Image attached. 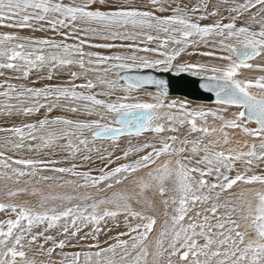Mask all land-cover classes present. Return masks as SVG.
Here are the masks:
<instances>
[{
	"label": "snow or ice",
	"instance_id": "1",
	"mask_svg": "<svg viewBox=\"0 0 264 264\" xmlns=\"http://www.w3.org/2000/svg\"><path fill=\"white\" fill-rule=\"evenodd\" d=\"M0 29V264H264V0H0Z\"/></svg>",
	"mask_w": 264,
	"mask_h": 264
},
{
	"label": "bare ground",
	"instance_id": "2",
	"mask_svg": "<svg viewBox=\"0 0 264 264\" xmlns=\"http://www.w3.org/2000/svg\"><path fill=\"white\" fill-rule=\"evenodd\" d=\"M183 3L187 4V3H190L192 2V0H182ZM213 3H216L218 2V0H212ZM165 14H170L169 13H165ZM6 31V30H4ZM26 32V31H24ZM24 32H21L22 35H32V36H36V37H43V34L40 32V36L37 34V33H32L30 32L29 30H27V33L25 34ZM46 34V33H45ZM47 35V34H46ZM203 50V49H201ZM101 51H105V50H101ZM204 58L200 57V56H193V57H190L189 55H185L182 59V62H195L197 60H203ZM245 75L248 76V75H251V76H256V75H259V73H249L247 70H245ZM61 78H64V77H61ZM3 78H0V80H2ZM32 80L36 81V76L35 74H33L32 76ZM11 82H15V80L11 81ZM41 83H35L34 85L30 83V86H36V87H40V86H43V84L45 83V81H40ZM54 82V81H53ZM149 91H153L152 89H148ZM155 92V91H153ZM171 96L170 98H173V96H181V97H184L186 99H189V100H192V101H198V100H193V99H190V98H187L185 96H182V95H176V94H173V95H169ZM200 103H203V102H208V101H198ZM197 103V102H196ZM208 103H214V102H208ZM201 105V104H200ZM3 116V115H2ZM21 119L22 118H10L9 122L5 125V126H10V125H18L19 123H21ZM34 119V118H33ZM239 138V137H237ZM133 143H135V141H133ZM108 145L105 144V147H107ZM128 145L127 143H122L121 144V148H126ZM28 155H40L44 158H48V157H52V158H55V159H63L64 155H66V153H63L60 151V149L58 148H53V149H42L40 151V153H27ZM117 154H119V150H117ZM93 163H89V162H85L83 161L82 159L79 158V156L77 157V160L75 161L78 165H80V170H88L89 167H91L93 169V174H95V169L99 168L101 166V161L96 157L95 153H93ZM63 166H69L68 163L64 164ZM263 167V166H262ZM262 167L260 169H257L258 172H260L262 170ZM2 198V197H0ZM0 218H3V214L0 213ZM110 223V222H109ZM120 224H121V228L118 229V230H124L123 229V221H120ZM111 228L114 227V224H110ZM109 227V225H107ZM42 227V226H41ZM106 227V226H105ZM113 235L116 234L115 231H113L112 233ZM54 256L56 257L57 255L54 254ZM58 258V256H57ZM37 259L38 260H41V259H46V257H43V256H39L37 255Z\"/></svg>",
	"mask_w": 264,
	"mask_h": 264
},
{
	"label": "water",
	"instance_id": "3",
	"mask_svg": "<svg viewBox=\"0 0 264 264\" xmlns=\"http://www.w3.org/2000/svg\"><path fill=\"white\" fill-rule=\"evenodd\" d=\"M130 74H137L135 72ZM140 74H152L167 82L169 95H182L187 98L214 102V94L204 91L200 85L203 82L199 77L192 76L188 73H180L177 75L173 72H157L155 70L146 69ZM148 89L156 91L155 86H149Z\"/></svg>",
	"mask_w": 264,
	"mask_h": 264
},
{
	"label": "rangeland",
	"instance_id": "4",
	"mask_svg": "<svg viewBox=\"0 0 264 264\" xmlns=\"http://www.w3.org/2000/svg\"><path fill=\"white\" fill-rule=\"evenodd\" d=\"M136 3L137 4H142L143 3V0H136ZM0 30H7V29H0ZM24 31H26V32H24ZM22 32H24L25 34L27 33V30H22ZM39 36H40V32H36ZM43 34V37H46V36H52L53 34L51 33V32H46V34L45 33H42ZM41 37V36H40ZM58 38V37H57ZM190 57H193V56H199V55H189ZM173 73H175V72H173ZM61 79H63V78H61ZM40 81H43V80H36V82L37 83H41ZM19 82H22V81H15V82H13V83H19ZM54 82H56V81H54ZM25 83H29V86H30V82H25ZM151 92H153V91H151ZM154 93V92H153ZM169 97H171V96H169ZM172 99H178V100H183V101H186V102H188V104L191 106V107H196V106H198V105H204V106H209V107H214L215 105H214V103H208V102H203V103H200V102H198V101H192V100H189V99H186V98H184V97H181V96H173V98ZM197 102V103H196ZM9 120H10V118H8V117H5V116H2V115H0V127H11V126H13V125H8V126H5L8 122H9ZM82 171H84V170H82ZM261 171H264V166L262 167V170ZM110 224H114L113 222H110V223H108L107 225H109V227L107 226V225H105L104 227L107 229V228H111L112 226L110 225ZM111 226V227H110ZM43 227V226H42ZM90 229H84V231H89ZM53 231H55V230H53ZM101 239H103V237H101ZM73 250H76V249H66V251H73ZM53 258L54 259H58L57 258V256L55 257V256H53Z\"/></svg>",
	"mask_w": 264,
	"mask_h": 264
}]
</instances>
